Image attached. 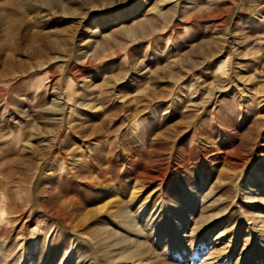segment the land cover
<instances>
[{"label": "rangeland", "instance_id": "374dc122", "mask_svg": "<svg viewBox=\"0 0 264 264\" xmlns=\"http://www.w3.org/2000/svg\"><path fill=\"white\" fill-rule=\"evenodd\" d=\"M261 174L264 0H0V264H264Z\"/></svg>", "mask_w": 264, "mask_h": 264}, {"label": "bare ground", "instance_id": "6f19581e", "mask_svg": "<svg viewBox=\"0 0 264 264\" xmlns=\"http://www.w3.org/2000/svg\"><path fill=\"white\" fill-rule=\"evenodd\" d=\"M60 104H53L49 111H51L55 115H57V114L63 115L62 113L65 112L66 108H65V106H63L64 103H63V105H60ZM260 178L262 180H264V174H261ZM246 179L247 178H244V181ZM263 183H264V181H263ZM245 192H246V194H250L252 191H251V189H246ZM250 197H251V195H250ZM180 206H182V205H180ZM102 209H103V207L100 208V210H102ZM104 212H106V211H104ZM101 213H102V211H101ZM186 216H188V215H186ZM0 220L4 221V208H2L1 206H0ZM119 221H120L119 222L120 226H119V228H117L116 231L104 230L103 233H100L101 231L94 232L95 234L93 233L94 235L101 237V240H104L103 246L100 249V250H102V254H103L102 262H106L107 260H109L110 264H121L122 261H127V260L134 258V257L136 260H133V262H135V261L137 262L139 260V258H136L137 256H139V253H138L139 248L141 247V245H143V244H141V242H139V240L136 241L135 238L131 239L132 238L131 234H135V236H138L137 234L140 233V231L137 229V223H135V221L132 219V217L129 216V214L126 211L121 212V217H120ZM169 222L172 224V229H173V233L175 236L174 240L176 242H179L180 241V235H182L181 233H182V231L185 227V224L187 222V219L185 218V216L183 214V208L182 207L175 210V216L171 217L169 219ZM75 226H77V225H75ZM76 228H78V226ZM145 228L148 231H153L155 229V226L149 222V224H147ZM260 228L263 229V226H260ZM72 230H75V229L72 228ZM258 231L261 232L262 230H258ZM98 233H100V234H98ZM75 236L77 237V240H79V241L83 240L82 237L77 236L76 234H75ZM77 240H75V241H77ZM98 240L100 241V239H98ZM100 245H102L101 242H100ZM96 246H98V245H96ZM114 250L115 251L117 250L116 251L117 253H115V255L113 253ZM127 250H130L129 251L130 253L127 254ZM149 255H146V256H149ZM113 256H118L119 258L117 260H114ZM155 259H156V257H155ZM145 262L147 263V261H145ZM136 264H139V263H136Z\"/></svg>", "mask_w": 264, "mask_h": 264}]
</instances>
